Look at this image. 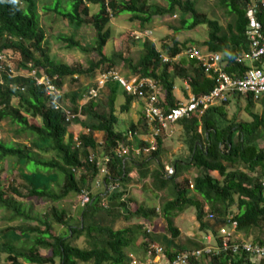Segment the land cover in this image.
Masks as SVG:
<instances>
[{
	"label": "trees",
	"instance_id": "1",
	"mask_svg": "<svg viewBox=\"0 0 264 264\" xmlns=\"http://www.w3.org/2000/svg\"><path fill=\"white\" fill-rule=\"evenodd\" d=\"M164 1L167 6L156 9L148 0H69L70 10L60 11L58 7L54 10L45 9L48 15L56 13L77 28L82 26L87 17L90 18L89 23L95 32V39L90 43V47L86 46L85 41L84 44L82 37L76 38L75 35L56 37L58 42L65 44L66 49L79 48L88 53L92 47L93 52L99 57L98 62L90 61L83 67L57 62L49 56L48 50L44 47L45 36L39 22L38 0H0V53L10 51L19 68H27L30 65L41 75L57 76L54 82L62 90L67 77L73 81L76 78H84L90 82L98 70L102 74L115 71L117 59H120L123 68H128L132 75L150 78L160 85L164 93L166 113L178 105L173 94L175 79H183L195 97L208 94L215 86V80L206 76L196 60L187 57L178 62L173 61L178 54L184 53L190 47L199 50L204 46L209 53L221 54L222 69L230 76L242 77L245 74L249 67L238 59L248 52L245 36L248 21L245 13L249 0H220L221 5L233 17L225 29L217 20L199 12L194 1ZM90 5H96L99 9L97 13L89 16ZM176 10L181 14L190 15L191 22L187 25L186 21L183 22L185 29L192 30L205 25L208 28L207 40L197 43L196 46L180 45L174 41L171 45L163 44L162 50L157 49L153 42L144 40L141 42L143 52L135 63L130 59H122L120 55L113 54L108 57L105 54L104 49L111 36L108 24L112 18L121 13H130V21H137L143 28L151 22L154 15L172 14ZM256 17L262 25L264 35V9L260 10ZM162 55L168 58L167 62L163 61ZM4 79L3 85H0V122L9 121L21 131L31 134L35 139L34 145L44 153H54L55 159L42 160L33 155L28 148L7 145L0 141V160L11 157L22 164L33 163L37 170L33 174H37L38 171L52 172L62 178L60 193L31 186L27 197L59 202L69 194L78 195L81 189H91L97 170L94 164L88 163L87 155L89 151L98 152L99 149H102L103 155L109 157L106 165L109 175L105 182L112 183L115 187L114 192L107 198L111 200V210H106L101 205L100 193L94 196L90 194L93 202L80 207L82 210L77 224H70L65 218L64 211L58 213L53 209L44 219L36 220L34 225L35 221L29 218L24 208L14 203L11 198L22 197L20 190L15 187H8L5 190L0 184V208L11 211L15 218L32 222V225L23 223L17 227H8L15 240L25 239L30 244L16 246L12 242L1 243L0 251L6 254L4 264H133L129 257V254H132V247L128 251L127 249L137 243L136 240L143 230V223L159 214L155 208L136 206L135 203L132 204L133 208L128 207L130 200L126 196L127 187L134 178L141 182L147 177L155 192L171 186V200L165 202L160 209L171 238L179 236L173 219L178 213L189 208L195 209L199 229L203 232L212 230L219 244L221 239L218 238L217 229L224 224L226 215L233 207L236 208L234 220L237 222L238 231L250 236L255 230L262 229L264 97L259 100L260 113L252 112L255 102L248 94L244 97L233 96L223 105L206 109L199 117L180 119L177 126L181 127L182 140L189 154L186 160L175 162V176L192 168L200 174L193 177L191 182L188 180L177 182L175 176L169 179L164 177V167L158 160L163 142L167 139L163 133L156 138V147L142 154L138 162L141 170L135 174L128 165L134 164L135 161L120 159L115 154L116 142L124 141L129 131L138 132L139 135L148 133L143 115L129 128L118 125L119 116H124L130 111L135 99L117 82L108 81L99 90L97 98L86 100L79 109H74V112L80 111V117L75 120V124L81 146L80 149H75L73 133H69V124L65 122L63 112L55 110L50 105L44 87H36L31 80L24 78ZM65 96L77 106V101L82 100L85 94L71 92L65 93ZM242 99L246 101L245 109L252 120L249 122L228 120L226 106L230 100ZM102 108L103 111H100ZM32 119L37 122L31 123ZM81 129H89L90 133L86 135ZM144 147L149 148L143 142L142 149ZM153 162L156 164L154 169L150 168ZM190 183L193 188H189ZM208 213L213 215L212 220H207ZM49 218L52 222L65 226L66 232L59 235L52 232ZM120 219L126 226L120 225ZM129 221L136 223L129 225L127 224ZM146 227L143 232L145 239L141 243V249L143 251L146 249L144 253H147L148 242L157 241L151 234L146 233ZM81 237L87 240V248L72 244L73 239ZM41 249L47 250L49 254L41 255L39 252ZM178 251L173 252L166 248L165 257L172 259ZM145 262L146 260L138 263ZM190 264L203 262L193 260ZM209 264H264V261L252 263L243 257L222 255L212 258Z\"/></svg>",
	"mask_w": 264,
	"mask_h": 264
},
{
	"label": "rangeland",
	"instance_id": "2",
	"mask_svg": "<svg viewBox=\"0 0 264 264\" xmlns=\"http://www.w3.org/2000/svg\"><path fill=\"white\" fill-rule=\"evenodd\" d=\"M195 2V8L202 13H205L208 15V17L217 20L219 24L226 28L227 24L232 21V16L229 13V11L220 3V0H192ZM39 7L42 9L50 8L54 10V8L58 7V10H70L71 9V3H69V0H60L58 3L57 0H38ZM148 3L154 8H165L167 6L166 1L164 0H148ZM98 6L96 5H90L89 6V16L92 14H95L98 12ZM45 12V11H44ZM44 12L40 11L41 17L39 18L40 27L44 32L45 36V49L48 50L49 56L53 59H55L57 62H63L67 63L69 65H79L86 67L90 61L92 62H98L99 57L95 52H93L92 47L90 49V52L84 53L79 48L75 49H66L65 44L60 43L57 41L56 37L58 35H75L76 38L82 37L83 42H86V46L90 47V43L95 39V32L92 28V26L89 23L90 18L87 17L85 21L82 23V26L77 28L76 25L70 23L68 20L64 19L60 15L56 13L52 14H45ZM55 12V11H53ZM131 15L130 13H121L118 16L111 19L110 23L108 24V28L111 30V38L107 41V44L105 46L106 49H104L105 54L108 57H111L113 54L120 55L122 59H130L133 63L137 62L140 55L142 54L143 50L141 47L142 41H132L131 38H129V33L131 31H140L142 29H150L152 30V40L157 49L162 50L161 46L163 44H169L171 45L174 41H177L180 45L185 44L186 46L195 45L198 42L192 44L190 41H194L196 39L198 40H204L206 37H208V28L205 25H200L196 27L195 29L188 30L184 28V23L186 21V24H189L191 22L190 15H184L181 14L178 10H176L172 14H165V15H154L151 22L149 24H146L142 27L139 26V23L137 21H130ZM77 30V31H76ZM190 39V41L187 40ZM84 42V44H85ZM119 56V57H120ZM16 59L13 60V62L8 61V63H15ZM249 61L246 60V63ZM117 69L115 70L116 73L119 76L123 77H132L134 75L131 74L128 68H123V62L120 59H117ZM99 70L96 71V75L92 81H87L84 78H76L75 81L68 79L67 77L64 80V87L63 91L66 94H71V92H76V94H85L89 88L94 86L95 81L99 78L98 75ZM181 81V83H184L183 79L177 78ZM86 90V92H85ZM183 91V90H182ZM64 93V97L62 98L61 102L68 108L72 109H79L81 105H83L86 102L85 96L82 100L77 101V106H74L70 99L66 98ZM134 102H137L135 100ZM246 101L244 99L235 101L230 100L229 105L226 106L227 111V119H235L236 122H246L251 121V117L248 115L246 109ZM105 108V107H104ZM100 109V111H103V109ZM261 107L258 102H255L254 107L252 108V112L254 113H260ZM141 113L138 114V118L141 117ZM121 117L119 116V119ZM129 118L130 114L128 116V119L125 122V126L129 128ZM122 120L120 119L119 122ZM125 120H123L124 122ZM31 123H36V120H30ZM75 125V123H74ZM119 125V124H118ZM73 125H70L71 127ZM70 130H73L71 128ZM132 130V129H128ZM77 136L78 133H74L73 137ZM134 143L129 142L130 147V154L129 158L132 159L134 164H128L130 169L136 167L138 165V162H140V159L142 157V154L138 155L137 153H134V150H132V147L138 149L142 148L143 143L142 140L139 138ZM135 139V140H136ZM0 141L7 144V145H13V146H21L28 148L29 151L35 155L37 158H40L42 160H52L55 159L54 153H44L39 147L34 145L35 139L33 136L27 132L21 131L18 126L11 125L9 121H2L0 122ZM139 142V143H138ZM131 145V146H130ZM133 148V149H134ZM152 150V149H151ZM176 156L174 157V155ZM188 149L186 145L184 144L182 140V131L181 127L176 126L173 129V134L167 137V139L163 142V149L161 151V156L159 157V162L163 165V171L166 167H171L175 163V158L186 160L188 157ZM103 156L102 149L98 150V156ZM152 169L155 168L156 164L153 162L150 165ZM137 169V168H136ZM138 170H141L138 166ZM242 170L243 167H242ZM36 167L33 165V163L28 164L27 163H19L15 158L6 157L0 160V184L2 188L5 190L8 187H15L20 190V193L22 194V197L14 196L11 197L14 200V203L20 204L23 208L25 213L29 214V218L31 220H34L36 224V220L38 219H44L53 209L56 210V212L60 213L61 211H64L65 218L70 222V224H77L80 220V213L81 208L78 205V196L77 194H69L67 197H65L63 200L59 202H50L45 200H39L36 198L27 197L29 188L31 186L37 187L38 189H50L53 192L60 193L61 187H62V178L58 177L54 173L49 172H41L38 171L37 174H33L36 172ZM200 173L196 169H186V171L182 172V175H177L176 181L177 182H183L184 180L192 181L193 177L199 175ZM78 175V173H77ZM137 179V178H136ZM137 182H140L139 180H135ZM134 181V182H135ZM31 182V183H30ZM32 183L34 185H32ZM138 185V186H137ZM128 187L129 190V197L133 198L130 200V203L128 207L131 209L134 207L132 205L135 203L136 206H144L147 208H155L156 211L160 214V209L163 206L165 202L168 200H171V186L170 188L155 192L151 188V184L149 182V179L146 177L144 178L139 184ZM89 190V189H88ZM92 195L100 193L101 199V205L104 206V208L111 210V200L107 199L111 196V194L106 195L107 192L103 187L94 189L93 186L90 189ZM113 192V191H112ZM7 198V197H5ZM208 210V206L205 207V212ZM231 210L236 212V208L233 207ZM13 214L11 211H8L7 209H4L3 207L0 208V244L4 242H12L16 246H21L22 244H30V242H26L25 239L22 240H15L11 233L8 230V227H17L19 225H22L23 223L32 225V222L30 220L25 221L21 220L19 218L13 217ZM157 215L150 219L148 222L143 223V230L138 239L136 240L135 246H130L127 251L132 247V254H129V257L132 262H141L143 263L145 260H147L146 256L147 253H144L146 250H142V242L145 239L144 237V227L148 226L151 228V235L154 238L161 237L166 239H174L171 238L170 234L166 230V223L163 219V217L160 215ZM209 220V218L207 219ZM204 219V221H207ZM121 226H126L125 223L122 221V219L119 220ZM135 221H129L127 224L134 225ZM209 223V222H208ZM49 224L52 232L55 234H63L66 232V227L57 224L56 222H52V220L49 218ZM173 225L181 230L182 234L179 238H177L178 242L183 241L184 238H186L187 235L194 236L193 238H196V240L202 236V232L199 229V223L196 221L195 218V209L189 208L185 209L183 212L178 213V215L173 219ZM44 229V228H42ZM260 233L259 229L252 232V235ZM150 235V236H151ZM181 238V239H180ZM155 243L161 244L164 249H166L165 245H169L170 242L164 241V240H158ZM197 240V241H198ZM86 239L84 237L73 239L72 244L76 245L81 248H87ZM140 242V243H139ZM165 244V245H164ZM196 247V246H195ZM192 249V248H189ZM40 254L43 256H46L49 254V252L45 249H41ZM146 252V251H145ZM146 254V255H145ZM6 261V254L2 253L0 251V264H4ZM27 264V263H26ZM146 264H151L148 261ZM204 264V262H203Z\"/></svg>",
	"mask_w": 264,
	"mask_h": 264
},
{
	"label": "built area",
	"instance_id": "3",
	"mask_svg": "<svg viewBox=\"0 0 264 264\" xmlns=\"http://www.w3.org/2000/svg\"><path fill=\"white\" fill-rule=\"evenodd\" d=\"M264 9V0H249L245 16L247 18V28L245 32L248 43V52L243 54L238 61H249V69L242 77L230 76L221 67V55L216 53H203L195 47H190L185 51L189 59L196 60L197 65L204 70L207 77L215 80V86L211 92L201 97L191 96L189 99L178 102V105L171 109L170 112L164 111L165 99L160 85L150 78H141L139 76L121 77L116 71L98 73L99 78L95 81L94 86L87 92V100L95 99L108 81H115L123 87L126 93L133 96L135 100L143 104L142 115L146 125L149 127V135L152 145L156 147V138L162 133L165 136L173 134V129L177 126L180 119L190 116L199 117L203 112L211 107H217L225 104L233 96L244 97L251 95L254 102H258L264 97V35L262 25L257 19V13ZM129 38L132 41L152 40V31L144 29L142 31H131ZM164 62L168 58L161 56ZM3 59V56H0ZM11 74L29 78L35 86L44 87L45 95L50 101V105L55 110H61L64 114L65 122L74 125L75 120L80 117V111L74 112L71 108L66 107L62 102L64 93L59 89L55 80L57 76L41 75L34 69L10 70ZM82 133L89 134V129H83ZM138 132L129 131L124 141H117L114 148L115 154L123 160L128 159L130 154L129 142L138 138ZM103 145L102 142H100ZM73 147L80 149L78 136L74 137ZM151 148H143L140 152L148 153ZM153 150V149H152ZM87 161L94 164L97 170V176L93 181V188L103 187L109 195L114 192L115 187L112 183L107 184L105 178L109 175L107 162L109 157L98 156V152L89 151ZM176 174L174 166L166 167L164 177L169 179ZM110 179V177H108ZM189 188H193L190 183ZM113 191V192H112ZM91 191L87 188L81 189L78 196V205L85 207L93 202L90 197ZM207 212V211H206ZM235 211H231L225 217V222L217 229L220 244L214 233L209 232L204 236V244L201 248L184 249L178 251L174 258L165 257L164 247L155 242H148L147 260L151 264H190L195 260L209 264L212 258L218 256H232L249 259L252 263L264 261V225L260 233L247 236L245 233L238 231L237 222L234 220ZM209 220L213 215H207ZM146 233L151 234V228L146 227ZM146 262L144 264H146ZM133 264H141L133 262Z\"/></svg>",
	"mask_w": 264,
	"mask_h": 264
},
{
	"label": "crops",
	"instance_id": "4",
	"mask_svg": "<svg viewBox=\"0 0 264 264\" xmlns=\"http://www.w3.org/2000/svg\"><path fill=\"white\" fill-rule=\"evenodd\" d=\"M192 1V0H191ZM227 27V26H226ZM145 29V28H144ZM225 29V28H224ZM111 31V30H110ZM111 35H112V33H111ZM110 38H111V36H110ZM109 38V39H110ZM207 38L208 37H206V39H204V40H198V39H196V40H194V41H190V39H188L187 38V40L188 41H190V43L192 42V44H194V43H196V42H198L199 41V43H203L204 41H206L207 40ZM175 42H177V41H175ZM178 43V42H177ZM107 44V43H106ZM106 49V48H105ZM201 52H203V53H208L207 52V49H206V47H202V48H200L199 49ZM221 55V54H220ZM183 58H187V56H186V54L185 53H181V54H178L174 59H173V61L174 62H178V61H180L181 59H183ZM222 59V58H221ZM247 66H249V62L248 63H246V62H244ZM222 67V66H221ZM174 84H175V86H174V91H173V94H174V96H175V98H176V100L178 101V102H183V101H185V100H187V99H189L191 96H193L192 95V93H191V89L188 87V84L184 81V83H181V81L180 80H178V79H175V82H174ZM183 90V91H182ZM142 109H143V104L140 102V101H137V102H133L132 103V105H131V108H130V111L126 114V115H121L120 117V119L122 120L121 122H119V126L120 127H122V128H127L126 126H125V122H126V120L128 119V116H129V114H130V118H129V124L131 125V124H136L138 121H139V119L141 118H138L139 116H138V114L139 113H141L142 114ZM142 116V115H141ZM119 119V120H120ZM123 120H125L124 122H123ZM129 125V126H130ZM76 124L74 125V126H71L70 128H69V133H73V135H74V133H78V131L76 130ZM71 128H73V130H70ZM148 128V133L146 134V135H144V134H140V135H138V138L139 139H141L142 140V143L144 142V143H146V145L149 147V148H151V149H154L155 147H154V145H152V143H151V139H150V135H149V127H147ZM83 131V129H81V132ZM78 135H79V133H78ZM76 136V135H75ZM74 138V137H73ZM138 139H136V140H133V142L132 143H134V141L136 142ZM101 142V141H100ZM139 143V142H138ZM131 146V145H130ZM134 146L132 147V150H134V153H137L138 155H140V154H144V152H140L141 150H142V148L140 147V148H138V149H136V148H134ZM145 148V147H144ZM162 149H163V145H162V147H161V151H162ZM176 156V154L174 155V157ZM176 160H175V162H177V161H179V160H181V159H177V158H175ZM127 160H130V158H128ZM132 160V159H131ZM175 164V163H174ZM140 164L138 163V165L136 166V167H134V168H132V170H131V172H133V174H135V173H137L139 170H138V166H139ZM173 166H175V165H173ZM151 167V166H150ZM137 168V169H136ZM180 175H182V173L180 174ZM135 180H138V179H136V178H134L129 184H128V187L130 188L131 186H134V185H137V184H139L140 182H137V181H135ZM135 181V182H134ZM138 186V185H137ZM128 187H127V189H128ZM129 190H128V193H127V199L128 200H132L133 198H131V197H129ZM175 227V226H174ZM179 230V229H178ZM180 231V233H181V230H179ZM210 231H212V230H210ZM202 232V236L199 238V240L197 241L196 240V238H193L194 236H191V235H187L186 236V238H184V240L183 241H179L178 242V240H177V238H179L182 234H180L179 233V236L177 237V238H174V239H166V238H162V239H160L161 237H158V238H156V239H158V240H164V241H167V242H170L169 243V245H165V247L166 248H169L171 251H178V250H181V249H189V248H201L202 246H203V244H204V236L209 232V230H207V232H203V231H201ZM181 239V238H180ZM140 243V242H139ZM160 243V242H159ZM196 246V247H195Z\"/></svg>",
	"mask_w": 264,
	"mask_h": 264
},
{
	"label": "clouds",
	"instance_id": "5",
	"mask_svg": "<svg viewBox=\"0 0 264 264\" xmlns=\"http://www.w3.org/2000/svg\"><path fill=\"white\" fill-rule=\"evenodd\" d=\"M49 9V8H47ZM40 11L44 12L45 14L48 15V11H46L45 9H42L41 7L38 6V14H39V18L41 17L40 15ZM61 11V10H60ZM64 11V10H63ZM52 14V13H51ZM62 17V16H61ZM67 20V19H66ZM144 30V29H142ZM140 30V31H142ZM150 30V29H149ZM152 31V30H151ZM149 41H153V40H149ZM143 42V41H142ZM185 53V52H184ZM13 54L10 52V51H2L0 53V56H3V59H0V85H3L4 83V78L8 77L10 79H13V78H24V79H28L30 80L29 78H25L23 76H19V75H13L11 74L10 70H14V71H17L19 69H30V67L28 66L27 68H22V67H17L16 66V62L15 63H8V61L10 62H13L14 60V57L12 56ZM165 56V55H163ZM166 57V56H165ZM32 68V67H31ZM33 69V68H32ZM34 84V83H33ZM35 86V85H34ZM37 87V86H36ZM60 89V88H59ZM62 90V89H61ZM63 93H65L63 90H62ZM64 97V96H63ZM72 109V108H71ZM74 111V109H72ZM77 112V111H76ZM74 126V125H73ZM70 128V127H69ZM78 136V135H77ZM74 140V138H73Z\"/></svg>",
	"mask_w": 264,
	"mask_h": 264
}]
</instances>
